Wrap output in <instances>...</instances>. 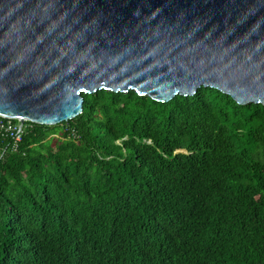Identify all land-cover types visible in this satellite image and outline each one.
I'll return each instance as SVG.
<instances>
[{"label": "trees", "instance_id": "1", "mask_svg": "<svg viewBox=\"0 0 264 264\" xmlns=\"http://www.w3.org/2000/svg\"><path fill=\"white\" fill-rule=\"evenodd\" d=\"M82 95L0 134V264H264V104Z\"/></svg>", "mask_w": 264, "mask_h": 264}, {"label": "water", "instance_id": "2", "mask_svg": "<svg viewBox=\"0 0 264 264\" xmlns=\"http://www.w3.org/2000/svg\"><path fill=\"white\" fill-rule=\"evenodd\" d=\"M202 86L264 104V0H0V114L58 124L83 92Z\"/></svg>", "mask_w": 264, "mask_h": 264}, {"label": "built area", "instance_id": "3", "mask_svg": "<svg viewBox=\"0 0 264 264\" xmlns=\"http://www.w3.org/2000/svg\"><path fill=\"white\" fill-rule=\"evenodd\" d=\"M33 121L28 118L12 117L0 114V134L12 140L13 148L18 147L22 136Z\"/></svg>", "mask_w": 264, "mask_h": 264}]
</instances>
